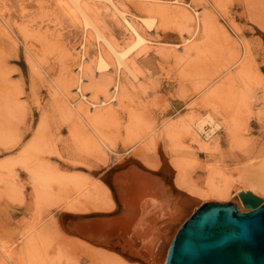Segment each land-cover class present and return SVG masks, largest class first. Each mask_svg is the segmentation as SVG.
<instances>
[{
	"label": "rangeland",
	"instance_id": "374dc122",
	"mask_svg": "<svg viewBox=\"0 0 264 264\" xmlns=\"http://www.w3.org/2000/svg\"><path fill=\"white\" fill-rule=\"evenodd\" d=\"M171 1L175 2L176 0ZM185 1L190 4L188 7L192 13H194V9L201 11L212 7V0ZM220 1L225 5L217 6V9L220 19L224 23L223 27L226 30L231 50L234 53H241L243 41L247 42L253 59L251 70L255 78L252 84L256 105L249 117L244 115L245 120L237 131L242 144H237L234 141L230 133L231 130L226 126L215 130L214 137L211 138L212 147L209 149L201 147L191 138V135H182L177 145L166 135L164 128L168 123L179 122L193 114H204L208 108L213 106H217L218 110L223 111L218 106L223 103V99L217 98L215 93H209V90L215 87L219 89V86L227 88V74L224 71L231 64V58L223 47V51L219 50L220 41H217V37L207 34L202 28L197 34V44L186 49L183 40L185 37L187 38L188 31L193 30L194 25L181 22L173 13L168 16L161 14L157 10L161 7V3L152 0H126L129 9L134 13H138L142 8L147 16H155V26L151 29L145 27V29L150 37L155 40H166L168 45L167 47L153 45L136 54L135 58L140 69L139 80H131V76L125 70L119 72L116 70L115 64L110 70L114 77L120 76L121 81L127 85L126 93L132 102L130 106L119 108L117 121H109L104 126L109 133L116 135L112 150H107L104 159L79 149L80 141L69 131L72 120L63 118L57 109V103L54 102L55 95L50 91L49 83L45 79V77L50 79L46 69L40 65L32 68L28 59L30 54L26 49V39L42 47L38 40L39 36L47 33L50 36V41H57L55 43L57 46L54 48L48 46L41 51L43 54L39 59L42 64L47 67H55L56 71L63 68L65 72L69 66L78 65L84 56L81 46L85 42L86 35L81 15L77 11L69 12L66 9L65 4L68 3V0H0V86L4 82L6 71L9 70L8 81L23 91L20 100L27 109L26 122H19L15 125V130L20 136L19 142L10 150H2L3 145L0 144V163L4 165L10 164L14 159L16 161L25 143L33 137L39 127L42 117L45 118L48 141L40 151V159L44 163L56 167L60 172L66 171L83 177L89 185L100 180L104 181L111 187L116 200V207L111 210L93 208L87 211H75L63 204L61 211L64 213L66 222L80 216H116L121 213L120 204L123 202L118 199L115 182L111 176L114 170L127 169L130 166L128 164L137 163L141 167L162 175L178 196L188 199L187 214L171 228L168 235L169 242L164 247L161 245V249L159 247L155 249V252L158 249L159 253L156 257H160L162 260L166 252L168 253L176 228L196 208L207 201L226 202L231 200L229 197L211 194L194 195L184 189L177 188L174 184L176 169L172 161L177 158L183 159L186 163L189 180L202 191L207 188L210 168L217 162L220 164L224 162L229 174H232L234 179L232 192L236 193L239 189L248 187L247 184L239 182V173L234 170L239 165L237 156L242 155L245 151L254 155L259 147H264V0ZM87 2L89 3V14L103 32L111 35L118 42H123L129 37L130 30L124 21L114 14L111 8L106 7L102 0H87ZM168 11L172 10L168 9ZM199 15L202 16V13ZM13 28L17 32L22 28L25 34L17 35ZM13 37L16 38V43ZM100 44L102 46L103 42L94 37L91 38L85 52V60H89L92 55L97 53ZM174 47H176L175 50ZM71 50L74 55L69 58L67 52ZM98 76L99 73L96 72L95 79H98ZM84 77L83 92L88 97L93 96L92 80L88 76ZM130 81H133L135 87L131 86ZM75 86L76 84H73L72 87ZM234 89L232 88V90ZM226 90L221 89V94H225ZM72 95L75 96L76 103L81 101L82 96L77 92V89L73 88ZM101 95L100 100L103 99ZM208 96L209 99L205 100ZM132 113L141 115L142 134L151 133L143 140L141 138L134 140L126 138L122 126L128 122L129 115ZM119 121L121 125L118 123ZM205 128L208 130L211 126L206 124ZM203 137H206L205 133H203ZM133 144L134 147H132ZM85 158L86 160H84ZM239 160L244 162L243 158ZM66 162L77 163L81 166L65 168ZM148 165H157V167L152 169L147 167ZM2 166H0V245L13 243L11 247L14 248L23 242L22 232L36 218L33 178L30 172L21 166H14L13 171ZM13 181L18 184V189L14 197L11 198L4 190L5 184ZM256 194L264 197L262 191L258 190ZM247 210L249 209L244 211ZM75 245L76 248L68 254V264L126 263L121 262L122 258L116 254L118 253L117 248H111L113 251L107 253L109 256L107 254L104 256L103 252L99 253V251L93 250L92 257L95 259L96 256L97 258L92 260L85 255L87 253L84 251L85 245L80 242ZM97 253L101 254L103 258ZM70 256H79L80 259L73 261L69 259ZM129 262L126 264H137L135 260Z\"/></svg>",
	"mask_w": 264,
	"mask_h": 264
},
{
	"label": "bare ground",
	"instance_id": "6f19581e",
	"mask_svg": "<svg viewBox=\"0 0 264 264\" xmlns=\"http://www.w3.org/2000/svg\"><path fill=\"white\" fill-rule=\"evenodd\" d=\"M152 1L161 3V7L157 9L161 14L168 16L173 13L181 22L194 25L193 30H189L187 38L185 37L183 40L186 49L197 44V34L202 28L207 34L217 37V41H220L219 50L223 51V47L231 58V64L224 71L227 74V88L219 86V89L215 87L209 90V93H215L217 98L223 99L221 100L224 104H218L223 111L218 110L217 106H213L208 108L204 114H193L179 122L168 123L164 128L166 135L175 145L179 143V138L182 135H191V138L201 147L209 149L212 147L211 142L215 130L226 126L231 130L230 133L234 141L237 144H242L237 131L245 120L243 117H249L256 105L252 84L255 78L251 70L253 59L247 42L243 41L241 53H234L231 50L226 30L223 27L224 23L220 19L217 9V6H224V2L212 0L213 8L201 11L194 9V13H192L188 7L190 4L185 0ZM102 2L106 7L111 8L113 13L119 16L130 30L129 37L123 42H118L98 27L95 19L88 12L89 3L87 0H68V3L65 4L66 9L69 12L77 11L81 15L86 30L85 42L81 46L84 56L78 65L69 66L66 72L61 68L58 73L55 67H47L42 64L39 59L43 54L41 51L48 46L52 48L57 46L55 44L57 41H50V36L47 33L39 36L38 40L42 47L26 39V49L30 54L28 59L31 67L40 65L46 69L50 79L48 77L45 79L49 83L50 91L55 95L54 102L57 103V109L63 118L72 120L69 131L80 141L79 149L105 159L107 150H112L116 135L109 133L104 126L109 121H117L119 108L130 106L132 102L126 93L127 85L121 81L120 76L114 77L110 70L115 64L116 70L119 72L125 70L131 76V80H139L140 69L135 58L136 54L153 45L167 47L168 42L150 37L145 27L153 28L156 18L147 16L144 9L141 8L138 13H134L129 9L126 0H102ZM168 9L172 11H168ZM200 13L202 16L199 15ZM13 31L17 35L25 34L22 28L19 29V32L13 28ZM92 37L102 41L103 45L100 44L97 53L92 55L89 60H85V52ZM13 40L16 43L15 37ZM173 49L175 50L176 47ZM67 54L69 58H72L74 52L71 50ZM96 72L99 73L98 79H95ZM9 74L10 71L7 70L4 82L0 86V144L3 145L2 150H10L19 142L20 136L15 130V125L19 122L25 123L27 120V109L20 100L23 91L8 81ZM84 76H88L92 80L93 96L88 97L83 92ZM133 81L130 83L132 87H135ZM73 84L76 86L72 87ZM73 88L77 89V92L82 96L81 101L79 100L77 103L75 96L72 95ZM232 88L235 89L232 90ZM221 89H227L226 93L221 94ZM100 95L103 97L101 100ZM208 99L209 96L205 98V100ZM141 121L140 114L129 115L128 122L122 126L127 139L141 138L143 140L151 134L150 132L142 134ZM118 123L120 124V121ZM206 124H209L211 128L206 130ZM47 129L46 119L42 117L39 127L33 137L23 146L18 159L16 161L14 159L10 164L0 163V166L3 165L2 167H7L8 170L13 171L14 166L18 165L30 172L33 178L36 206L35 220L22 232L23 242L14 248L11 247L13 243L0 245L1 264H63L64 262L68 264V254L76 248L77 242L85 245L84 251L87 252L85 255L92 260L97 258L96 256L95 259L92 257L93 250H97L99 253L103 252L102 255L105 256L113 251L111 248H117L101 244L91 238L119 243L123 249L129 246L131 250L129 253L121 251L119 248H117L118 253L114 251L122 258L120 261L123 263L129 261L131 263L132 260H135L137 264H166L167 252L161 260L160 257H156L159 253L158 249L156 252L155 249L160 248L161 245L164 247L169 242L168 235L171 228L187 214L188 199L178 196L173 187H171L173 192L169 191L170 184L168 185L162 175L154 171L151 172L152 174L142 171L141 166L132 163L127 169L120 170V173L117 174L118 177L117 175L112 176L115 186H121L123 207L120 214L107 217L94 216V218L80 216L66 222L64 213L61 211L63 204L75 211H87L93 208L111 210L116 207V200L111 187L104 181L100 180L89 185L83 177L66 171L60 172L56 167L50 166L40 159V151L48 141ZM203 133H205V138ZM134 146L133 144L132 147ZM240 158H243L244 162H241ZM237 160L239 165L234 170L239 173L238 180L247 184L248 187L239 189L236 193L232 192L234 179L232 174H229L224 162L223 164L217 162L210 168L207 188L202 191L189 180L184 160L174 159L172 161L176 169L174 184L177 188L184 189L194 195L211 194L229 197L236 201L240 209L244 211L247 208L239 196L240 191L251 190L256 194L259 190L264 193V147H259L254 155L245 151L242 155L237 156ZM80 166L77 163L66 162L64 164L65 168ZM147 167L153 169L157 165H148ZM17 189L16 182H8L5 184L4 192L13 198ZM262 198L264 201V197ZM182 223L176 228L175 234ZM69 259L78 261L80 257L70 256Z\"/></svg>",
	"mask_w": 264,
	"mask_h": 264
},
{
	"label": "water",
	"instance_id": "95a60500",
	"mask_svg": "<svg viewBox=\"0 0 264 264\" xmlns=\"http://www.w3.org/2000/svg\"><path fill=\"white\" fill-rule=\"evenodd\" d=\"M140 169L152 174L144 167ZM119 173L120 170H114L111 176ZM120 188L116 185L119 200ZM239 196L249 210H241L234 200L207 201L196 208L173 236L166 264H264L263 198L251 190L240 191ZM91 239L124 252L131 251L129 246L123 249L113 241Z\"/></svg>",
	"mask_w": 264,
	"mask_h": 264
}]
</instances>
